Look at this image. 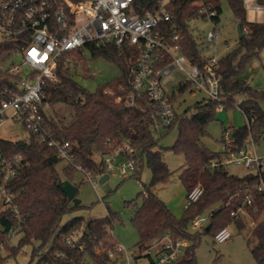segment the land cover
I'll list each match as a JSON object with an SVG mask.
<instances>
[{"label":"trees","instance_id":"1","mask_svg":"<svg viewBox=\"0 0 264 264\" xmlns=\"http://www.w3.org/2000/svg\"><path fill=\"white\" fill-rule=\"evenodd\" d=\"M208 1L217 10L214 18L217 23L222 13L220 0ZM227 1L244 35L238 39L236 47L219 60L221 96L224 100L223 109L230 107L241 96L243 99L239 103V109L245 117L253 120L250 127L248 124L238 129L229 127L234 142L242 147L250 138L255 142L264 139V111L260 105L264 99V90L253 89L243 77L248 65L255 57H259L264 48V21H249L242 0ZM257 1L264 3V0ZM176 6L181 23L179 33L182 52L193 63L199 62L204 57L201 42L190 29L191 20L198 17L197 9L191 2H177ZM13 47L12 44H5L0 49V57L9 54ZM85 51H89L94 58L117 64L121 68V76L107 87L114 91L113 95L105 92L107 88L89 92L73 80L70 63L61 62L57 70L58 82L47 85L45 93L49 105L65 102L74 108L75 120L70 125H66L58 117L46 116L56 139L61 143H69L70 146L72 161L66 163L63 170L64 180L77 185L75 175L82 172L77 166L84 171L99 173V164L94 157L96 154L109 153L116 146L130 144L138 152V166L134 177L140 179L144 166L152 173L151 184L145 185L140 194L143 205L132 217V223L140 235L138 245L147 247L150 241L161 238L166 233L188 240L189 246L185 253L174 264H196L195 250L203 234L215 237L221 229L231 225L239 230L244 229L243 216L232 213L242 207L250 192L254 202L252 205H245V209L252 218H263L250 230L247 243L249 246L253 244L251 252L255 264H264V198L256 191L258 176L253 173L235 175L224 165L211 169L209 163L219 158L220 152L210 151L202 144V138L208 134L209 124L219 110V104L208 100L198 107V112L192 117L176 113L173 124L166 128L168 131L175 127L178 129L173 149L185 157L180 180L187 193L197 185L204 189L200 200L186 210L187 215L183 219L178 220L152 190L157 184L168 181L170 171L160 150L155 149L159 145V138H155L153 130L160 127L157 112L151 108L147 98L135 96L134 104H131L130 80L133 64H130L129 58L135 59V51L128 47H96L88 44L81 52L74 54V61L84 69L87 63ZM13 78L6 77L0 86L11 85ZM187 87L191 86L186 83L185 86H179V90L183 91ZM80 97L83 98L82 101L79 100ZM117 97H121V100L116 101ZM3 99L0 96V103ZM0 149V159L22 154L28 163L9 185L22 218L16 232V235L21 236L13 247L10 245L11 232L19 220L12 210L3 207L0 199V249L8 252L6 257L0 256V264L15 257L26 246L32 247L31 262L34 264H107V256H98L94 249L103 240L113 245L110 230L113 228L114 216L110 213L106 218L100 219L74 217L66 223L62 222L66 214L80 205L74 207L58 186V182L63 180L57 169L63 160L58 150L38 143L32 134L28 141L0 140ZM2 182L3 173L0 171V184ZM207 210H210L207 225L195 230V234L190 233L189 225ZM66 238L71 239L70 244L66 243ZM59 252L63 256H58Z\"/></svg>","mask_w":264,"mask_h":264},{"label":"built area","instance_id":"2","mask_svg":"<svg viewBox=\"0 0 264 264\" xmlns=\"http://www.w3.org/2000/svg\"><path fill=\"white\" fill-rule=\"evenodd\" d=\"M246 10L264 12V3L257 0H242ZM177 2H191L197 9V18L214 24L201 43L203 59L193 63L182 52L180 43L181 23L177 16ZM217 10L208 0H0V49L12 44L13 50L0 57V83L12 76V84L0 86V127L8 122L23 126L40 144L56 148L63 160L72 161L69 143L58 141L46 121V87L58 82L57 70L61 62L71 63L74 54L88 45L101 47L113 45L116 48L128 47L135 51V59L129 58L131 67V104L133 98H147L152 109L157 112L160 126L170 127L176 117V109L169 86L177 73H183L192 90L202 91L209 101L223 109L221 96V57L207 55L215 44L217 49L218 32L215 17ZM19 57V65L5 64ZM25 67V68H24ZM1 85V84H0ZM250 127L253 120L247 118ZM253 149V151L251 150ZM220 157L213 159L209 167H242L247 173L258 176L256 191L264 198V159L255 151V141L250 138L239 147L232 138V130L223 131ZM1 153V149H0ZM100 172L81 170L96 185L104 175L129 176L136 172L138 152L130 144L114 147L109 153L97 154ZM28 163L18 154L12 158L0 159L3 182L0 184V199L5 209H10L18 217V225L11 232L15 236L22 222L20 210L15 204L10 182ZM204 193L201 185L187 193L185 210L198 202ZM253 194L248 192L245 202L232 215H248L245 205H252ZM209 216H198L192 221L194 230L207 225ZM113 235V234H112ZM230 226L221 229L214 237L218 243L231 240ZM100 241L95 253L106 255L107 264H140V258H147L148 264H174L185 253L189 241L183 238L173 240L166 233L161 240L151 246L135 245L130 249L116 242ZM70 244L71 239L66 238ZM82 249V246H81ZM58 256H63L59 252Z\"/></svg>","mask_w":264,"mask_h":264},{"label":"rangeland","instance_id":"3","mask_svg":"<svg viewBox=\"0 0 264 264\" xmlns=\"http://www.w3.org/2000/svg\"><path fill=\"white\" fill-rule=\"evenodd\" d=\"M220 4L222 13L220 14V21L216 23L218 32L217 49L215 50L214 44L205 53L214 55L216 52L217 56L223 57L236 47L239 34L238 23L228 1L220 0ZM246 11L249 21H264V12H256L251 9ZM213 27L214 24L212 22L201 18L193 19L190 23L192 34L201 43L204 36L212 31ZM84 56L87 62L86 69L81 65H77L74 60L70 63V67L73 80L87 91L96 92L99 89L107 88L121 76V68L117 64L102 58H94L89 51H85ZM12 61L15 65L20 63L19 57L15 56L5 66L10 65ZM243 77L247 79L253 89L264 90V48L260 51L259 57H255L248 65ZM186 83L185 75L177 73L174 83L169 86V91L170 93L175 91V95L172 98L177 114L192 117L198 112V107L207 103L209 99L202 91L192 90L189 87L180 91L179 86H185ZM105 92L111 95L114 94V91L110 88H107ZM242 99L240 96L230 107L217 110L215 119L209 124L208 134L202 138V144L210 151H220L225 128L238 129L247 124L246 117L239 109V103ZM79 100L82 101L83 98L80 97ZM120 100L121 97L116 98V101ZM260 105L264 111V99ZM47 113L48 116L60 118L66 125L72 124L75 120L74 108L65 102L49 105ZM153 135L156 139L159 138V145L155 149L160 150L162 158L170 171V176L167 182L157 184L152 190L166 204L176 219L181 220L187 215L184 208L187 202V190L180 180V175L185 166V157L173 149L178 137V129L175 127L168 131L165 127L160 126L158 129L153 130ZM29 138V132L19 124L8 122L0 127V140L16 142L28 141ZM251 150L253 151V149ZM255 151L260 158L264 159V139L255 142ZM94 157L97 158V154ZM66 163L65 160H62L57 166L60 177L63 180V170L67 166ZM228 170L239 176H243L247 172L242 167L237 166H229ZM75 176V183L79 188L77 198L81 200V204L79 208L66 214L62 222L66 223L74 217H83L85 219L106 218L111 213L114 216V221L110 235L113 234L112 236L116 242L126 249L138 245L140 243V235L132 223V217L134 212L143 205V197L140 194L144 191L145 185L149 186L151 184L152 173L148 167L144 166L140 179L135 178L134 175L110 176L108 180L109 190L104 184H98L95 188L94 184L83 172H77ZM209 214L210 210H207L202 216H209ZM243 218L245 228L239 230L234 225H231L233 237L227 242L218 243L212 234H203L195 250L196 264H255V259L251 252L253 244L249 246L247 239L252 227L263 216H260L258 220L249 215H244ZM189 232L196 233L192 223L189 225ZM20 236L21 234H17L10 237L11 247L17 245ZM160 240V237L155 238L147 246L151 247ZM173 240H176L174 235ZM31 251L32 247L26 246L15 257L6 259L2 264H34V262H31ZM7 255L8 252L6 250L0 249L1 257H6ZM139 263L148 264L149 261L143 257L140 258Z\"/></svg>","mask_w":264,"mask_h":264},{"label":"water","instance_id":"4","mask_svg":"<svg viewBox=\"0 0 264 264\" xmlns=\"http://www.w3.org/2000/svg\"><path fill=\"white\" fill-rule=\"evenodd\" d=\"M238 34H239V39H241L244 35L242 27L239 24H238ZM109 179H110L109 175H104L100 179V184L106 185L107 190L110 189L109 184H108ZM58 186L63 191V193L67 196L68 200L73 203L74 207H77L81 204V200L77 198V194L79 191V188L77 187V185L71 183L68 180H60L58 182ZM207 229L208 227H206V230Z\"/></svg>","mask_w":264,"mask_h":264},{"label":"crops","instance_id":"5","mask_svg":"<svg viewBox=\"0 0 264 264\" xmlns=\"http://www.w3.org/2000/svg\"><path fill=\"white\" fill-rule=\"evenodd\" d=\"M245 170V169H244ZM246 174H247V172H246Z\"/></svg>","mask_w":264,"mask_h":264}]
</instances>
